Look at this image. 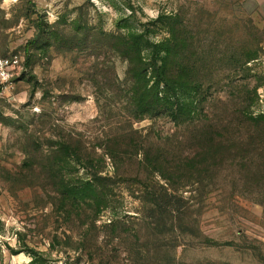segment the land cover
<instances>
[{
    "label": "rangeland",
    "instance_id": "obj_1",
    "mask_svg": "<svg viewBox=\"0 0 264 264\" xmlns=\"http://www.w3.org/2000/svg\"><path fill=\"white\" fill-rule=\"evenodd\" d=\"M158 17L155 39L180 31L193 44L188 57L199 56L210 77L205 124L164 113L133 118L128 61L107 34ZM16 54L21 68L0 80V264H31L27 247L44 264H128L125 242L149 264H264V205L229 170L170 184L128 154L141 146L176 159L198 149L201 135L230 134L244 90L252 111L264 113V0H0V55ZM63 143L79 149V160ZM96 174L100 205L80 209L64 186ZM168 183L188 211L145 219L144 191ZM80 210L88 212L81 220ZM113 219L122 224L111 235ZM143 256L138 264H148Z\"/></svg>",
    "mask_w": 264,
    "mask_h": 264
},
{
    "label": "trees",
    "instance_id": "obj_2",
    "mask_svg": "<svg viewBox=\"0 0 264 264\" xmlns=\"http://www.w3.org/2000/svg\"><path fill=\"white\" fill-rule=\"evenodd\" d=\"M159 22L162 23L160 17L151 20L150 26L140 30L125 31L118 35L107 34L111 46L118 44L128 61L126 80L131 86L128 100L133 106V118L141 119L148 115L164 113L175 123L201 124L205 120L203 123L205 124L209 117L204 107L208 97L204 84L210 77L203 75L197 68L196 62L201 60L199 56L195 57L196 59L188 57L187 52L193 44L189 43L180 31L177 34L171 28L167 37L155 39V26ZM115 81H120L116 74ZM249 91H243L245 96L239 101L238 107L230 111L236 117L235 129L229 131L231 133L228 135H219V140L212 139L209 135H201V140L197 143L198 149L185 156L181 153V157L176 159L173 157L168 159L160 151L142 152L141 146L136 147L133 153L129 152V156L135 157L134 160L141 157L138 162L145 171L160 175L170 184L178 179L185 182L193 179V182L201 183L203 178L213 174V170H218V174L229 170L234 180L251 188L250 192L256 196V200L264 205V113L252 111L247 103L251 94ZM122 144L119 145L120 148L132 147L128 143ZM62 149L64 151L70 149L72 155L79 160L81 155L79 149H71L66 143L62 144ZM114 150L118 151L114 147L109 151L112 157L115 156ZM99 178L102 177L93 175L89 180L80 181L71 187L64 186L63 191L72 196L80 209H82L81 205L85 204L89 206L91 212H94L100 205L98 195L104 188L101 187ZM170 184L168 183L169 188L161 185L157 190L152 188L144 191L147 198L145 202L149 203L147 208L151 213L146 214L145 219L150 217L159 220L166 214L175 217L188 211L189 204L186 198ZM90 202H93V205L89 204ZM105 206L106 209L109 207L107 203ZM86 215L88 212L80 210L79 220ZM97 219L98 217L93 218L92 224H95ZM142 222L150 226L147 220ZM158 223L154 221L155 226ZM120 224H122L120 219H113L107 223L111 235L119 231ZM4 233V222L0 218V246ZM135 239L139 242L141 234L137 233ZM125 243L128 248L127 263L141 262L142 249H138L133 242ZM142 247L145 250L143 245ZM26 251L32 256L31 264H44L42 263L44 259L41 257L39 259L36 251L28 247ZM13 252L18 254L21 251L13 250ZM143 257L144 260L149 261L148 264L152 262L149 255Z\"/></svg>",
    "mask_w": 264,
    "mask_h": 264
},
{
    "label": "built area",
    "instance_id": "obj_3",
    "mask_svg": "<svg viewBox=\"0 0 264 264\" xmlns=\"http://www.w3.org/2000/svg\"><path fill=\"white\" fill-rule=\"evenodd\" d=\"M21 55L2 56L0 55V80L8 81L22 66Z\"/></svg>",
    "mask_w": 264,
    "mask_h": 264
}]
</instances>
